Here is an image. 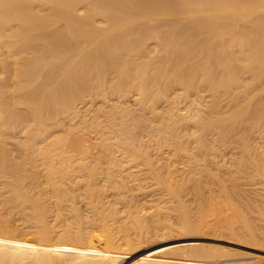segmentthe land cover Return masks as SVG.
<instances>
[{"label":"bare ground","instance_id":"1","mask_svg":"<svg viewBox=\"0 0 264 264\" xmlns=\"http://www.w3.org/2000/svg\"><path fill=\"white\" fill-rule=\"evenodd\" d=\"M21 132L29 134L18 144ZM0 138L15 139L25 156L32 155L28 163L48 169L43 183L50 178L53 187L73 184L76 193L64 194L70 212L82 209L89 220L119 212L109 198L128 208L140 196L180 203L182 195L168 193L172 185L184 175L199 178L207 166L223 171L239 164L252 175L257 157L264 158V0H0ZM232 142L239 146L233 143L231 150ZM14 151L0 153V192L10 193L0 199V264H44L45 258L51 264H92L94 251L85 254L69 243L67 236L77 230L70 215L61 219L49 209L48 197L39 203L31 192L18 194L13 168L23 164ZM208 172L206 182L219 174ZM122 184L131 185V194L118 191ZM184 184L183 192L191 187ZM260 184L264 179L253 185ZM137 186L141 194L133 193ZM157 190H165L166 201ZM39 205L53 223H62L57 234L52 226L53 237ZM187 213L183 206L181 216ZM96 225L88 227L103 228L104 246L119 248L113 224ZM48 244L54 245L49 256Z\"/></svg>","mask_w":264,"mask_h":264},{"label":"rangeland","instance_id":"2","mask_svg":"<svg viewBox=\"0 0 264 264\" xmlns=\"http://www.w3.org/2000/svg\"><path fill=\"white\" fill-rule=\"evenodd\" d=\"M27 129H25L24 131H27ZM56 130H58V129H53L52 131H50V133H52V134L54 132L56 133ZM23 132L20 133L22 135L19 134V136H21V137L17 136L19 139L18 138H17L18 140L16 139V143L20 139L21 140H20V142H18V144L21 143V142L24 143L25 141H27L26 140L27 139V136L26 135H28L29 133L28 132L27 133H23ZM24 139H25V141H24ZM3 142H5L6 144L3 143ZM9 142H10V144H9ZM11 142L14 143V144H12ZM0 143L2 144V145L0 144V149H1L0 150V153L1 154H3V153L6 154L7 151H9V152L11 151V153H12L14 150H16L18 152L14 151L13 154H16V156L18 155L17 157H20L18 159L21 162V163L18 162L17 164L18 165H19V163L21 165L23 164L22 165L23 167L22 166L20 167V168H22L21 170H20V168H18L17 170L13 168V170H14V173H13L14 175L13 176H15V175L16 176L12 180H13V183H15L14 185H16V187H18V189H20L18 191L19 192L18 194H22V195L25 194V195H27L29 193L28 195H31V193H32V196H34V197L36 196L38 199L36 197L35 198L38 201H39V198L41 196H42V198H44V197L47 198L48 197L47 199H48L49 209H53L54 212L55 211L58 212L59 215L62 216V217H60L61 219L64 218V217H66V216H68V215H70L72 218H71V220H68V222L69 223H73L72 225L77 230L74 233L75 235L74 234L73 235H70V237L67 236V238L69 239V243H71L72 245L79 246V247L81 246L79 249H80V251L82 249V251H81L82 253L87 254L88 252L94 251V255H91V257H90L91 260H89V263L92 262V264H110V263L111 264H120L121 260H123L122 262H124V263H121V264H170V263L171 264H176V263L177 264H264V221H263L264 220V185H261V184L260 185H253L260 178L264 179V174L262 173L263 172V169H264L263 168L264 167V163H262V162H264V160H263L264 158L262 156H260V157L258 156L259 159L261 157L262 158L260 160H258V157H257V160H255V161L258 163V164L256 163L258 165V167L261 166L263 169L261 167L260 168L256 167L255 166V163H254V166L257 168V170L254 172V170L256 168L255 169H252L251 172L252 171L253 172L252 173L250 172L252 175H250V174L246 175L247 173H249V171L246 170L242 165H240V167L238 168V165L239 164L231 166L230 169L228 168L227 170H229V171L225 170V168H224L223 171L222 170L219 171V170H217V166H214L213 167V166L210 165L211 166V169L213 168L212 170H215V169L217 170V171H213V173H212V170L211 169L208 170V171H211L212 176H213L214 172L217 173L218 171H219L218 172L219 174L218 173L217 174L219 176L218 175H215L214 178L213 177H212V179L209 178L210 181L208 180V182H206L205 180H206V178L208 179L209 176L207 177V176H204V175H207V172H208L207 171V168H210L209 166H207V168H204V169H206V172H205L206 174L202 175L204 177L200 176L202 178L196 177V178H191L192 179L191 180L190 177H189V175L188 176L184 175V177L179 178L178 181H180V182H177L178 185H175V184L172 185L171 184L173 188L171 187V190H169V192H168L172 196L182 195L181 196V198H182L181 200L182 201L180 199H178V200L181 201L180 203L177 202L178 204L175 201L176 199L174 201L172 200V202L174 204L173 203H169L171 200H169L168 202L166 201V199L164 198V196H165L164 195L165 194L164 193L165 190H163V193H160V191L162 192V190H160V191L157 190V191L159 192L158 195H160V194L163 195L162 198H164V201H166V202H160V201H156V200L152 201L151 199H153V197H151V199H144V200L142 199V200H140L141 199V196H140L139 198H137L138 200L137 199H134V205L135 206L133 205V202H131L132 204L130 206L128 205L130 209L133 208L131 210L128 207H126L124 204L122 205L120 202H118L119 201L118 199L112 200V198L111 199L109 198L110 201L107 200V202H109V203H107L106 201H105V203H107L108 205L110 203L112 205H113V203H115L114 205H115V207H118V210L117 211H119V212H116L115 213L116 216L114 214V215L108 217L107 220H106V218L103 220V219L96 218V217H95L96 219L93 217L94 219L92 220L91 217H90V220H89V217L88 218L86 217L87 214L82 209L79 210V213L80 214L77 213V212H74V213H72V211L70 212V208H71L70 205H71V203H68L67 200H66L68 197L67 198H65V197L76 193V192L74 193V190H73L74 185L73 184L72 185L70 184V185H66L65 186V185L60 184L59 180H57V179H56V181L55 180L53 181V182H59V183H55L54 184L56 186V187L54 186L55 188H57L59 186H62V187H59L60 190L63 191L62 192L63 197L60 198L61 191H58L59 192V193L57 192L58 194L56 193V191H54L55 188L52 185H50V178H47L45 180V183L42 182L43 179H45L46 177H49L48 176L49 175V172L47 173V171H46L48 169L44 170V168L42 166L35 165V164H38L37 162H34L35 164L33 162H32V164H31V162L28 163V161H26V160L29 157H31L32 155L30 154L31 156H29V154H26V156H27L26 157L24 155L23 151L20 150L21 149L20 146L15 143V139L8 141V139L6 140V138H3L2 139V142L0 141ZM23 143H21V144H23ZM233 143L234 142H232V144L231 143H228L229 145L227 144V146H229V148H231V150H232V148H234V147H232V145H234L235 143H236L235 146H237V145L239 146V144H237V142H235L234 144ZM13 145L16 146V147H14ZM27 145H29V144L27 143ZM13 147L16 148V149H13ZM5 149H6V151H5ZM22 149H24V148H22ZM22 155H23V157H22ZM21 159L24 160V162L21 161ZM179 160L175 163L176 166L177 165H180V164H178ZM18 165H16V166H18ZM30 165H32V166H30ZM34 165L37 166V167H34ZM180 167H182V165L177 166V168H180ZM233 167H236V168L233 169ZM231 169H233V170H231ZM238 169H240V172H239ZM244 169L246 170V172H242V171H245ZM259 169H262V172L261 173L263 175L259 172V171H261ZM28 170H30L31 172L28 171ZM18 171H19V173H17ZM23 171H24V173L26 175L24 173H22ZM43 171H45V172H43ZM224 171H226L227 173L225 174ZM231 171H233L234 173H232ZM235 171H236V173H235ZM237 171H238V173H237ZM35 172H36V175L34 176ZM230 172H231V175H230ZM28 173L29 174L31 173V174L28 175ZM256 173H257V175H256ZM21 174L22 175L24 174L23 177H21L22 176ZM41 174H43V175H41ZM44 174H46L45 177H44ZM238 174H240V175H238ZM19 175H20V177H19ZM31 175H33V176H31ZM24 176L26 178H24ZM41 176H42V179H41ZM210 177H211V175H210ZM1 178L2 177H0V179ZM21 178H23V179H21ZM187 179L189 180V182H188ZM190 180L192 182L194 180V182L192 183ZM195 180H197V181H195ZM14 181H17V182H14ZM30 181H31V183H30ZM186 181L188 182V184H187ZM221 182H222V184H221ZM233 182H234V184H233ZM24 183H26V184H24ZM181 183L182 184L185 183L183 185L185 187H186V185H187V187L191 185V187H188V189L186 188L187 190H185V192H183V191H181V189H182V186H181L182 184ZM195 183L196 184H200V186L199 185L197 186ZM18 184H20V185H18ZM31 184L32 185L36 184V185H34L33 187H31L32 186ZM47 184H49V185H47ZM153 184H155L154 181H153ZM193 184L196 187L193 186ZM129 185L128 184H122V185H120L119 187L122 188V189H119L118 188L119 189L118 191L121 190L120 192L123 193L124 190H125V191H128L131 194L132 188L129 189ZM50 186H51V188L53 187V189H51ZM144 186H145V184H144ZM154 186L155 185H153L151 187L149 186L147 190H152V188ZM174 186H175L176 189L174 188ZM140 187L138 188V186H137L136 188H134L135 190L133 189V193H136L137 194V192H138L139 194H141L144 191V189H143L144 187L142 185V188L141 189H143V191L140 189ZM26 188H27V190H26ZM31 188H34L33 191L31 190ZM61 188H63V190ZM35 189H37V190H35ZM64 189H65V191H64ZM51 190L53 192V194H52L53 197L51 195V193H52ZM3 191H4V189H1L0 194H2V195H0V199L2 198L1 196L5 195V194L6 195L3 196V197H9L10 196V193L5 192V191H4L5 192L4 193ZM37 191H39V192H37ZM33 192H35V193H33ZM66 192L68 193V195H66L64 197V194H67ZM166 193H167V191H166ZM204 194H205V196H204ZM54 195H58L60 201L54 203L55 200L56 201L58 200V196H54ZM158 195L156 194L155 197L158 198L159 197ZM166 198L168 200V198H169L168 197V194H167ZM61 200H63L64 202H62ZM135 200H136V202H135ZM146 200H149V201H146ZM205 200H207V201H205ZM39 203H40V201H39ZM162 203H164V204H162ZM165 203H167V204H165ZM54 204H55V207H56V205L59 204L58 205V208L59 207L61 209L64 208L66 211L63 209V210H60V212H59V210H56L58 208L57 207L56 208L54 207ZM61 204L64 205V206L66 204V206L63 207V206H61ZM68 204H70V205H68ZM116 204H117V206H116ZM158 205H160V206H158ZM167 205H169V206H167ZM189 205L190 206L192 205L191 206L192 208H190ZM245 205H247V206H245ZM68 206H69V208H68ZM122 206H123V211H121L122 210ZM183 206H185L186 208L188 207V213L182 215L185 218H183L181 216L182 213L180 214V212L182 211V207ZM40 207L44 211V214L48 213L47 212L48 211L47 207H43L42 205ZM145 207H147V208H145ZM155 207L158 208L159 210L156 209ZM150 208H152V209H150ZM125 209L128 210V211L126 212ZM134 209H135V211H133ZM153 209H155V210L153 211ZM167 209H169V210H167ZM189 209H191V211ZM80 211L83 212V216H82V213ZM65 212H68V213H65ZM123 212L124 213L126 212L125 213L126 215ZM155 212H156V214H154V216H153L152 214L155 213ZM75 213H76V216L74 215ZM84 213H85V215H84ZM127 213L130 216L129 215L127 216ZM65 214H67V215H65ZM117 214L122 219L120 217H117ZM136 214L139 215V216H137ZM80 215L82 217H81V219L79 218L80 220H78V217ZM142 215L145 216V217H142ZM155 215L156 216L157 215L158 216L160 215V216L159 217L158 216L156 217ZM261 216H263V218H261ZM178 217H180V218L178 219ZM46 218L47 219L50 218V219H48L50 223L48 222L49 225H47L48 235L52 233L51 236L53 237L54 234H57L55 231H59V229H61L62 223H60L61 221L60 222L58 221L57 224L56 223H53L51 221V220H53V218L51 219V217H48V214L45 215V219ZM116 218H118V219H116ZM139 218H142V219H139ZM156 218H157V220H156ZM74 219H76V220H74ZM112 219H113V222H112ZM82 220H83V222H82ZM94 220H96L97 222L94 221ZM109 220H110L111 223L109 222ZM121 220L122 221L124 220L123 221V224L121 223L122 222ZM71 221H73V222H71ZM104 221H105L106 224L107 223L109 225L110 224H113V232H112L113 234L112 235L116 237V241H117V244L116 245H119L120 250H119L118 246L115 247V250L117 249L116 251L114 250V247L110 249V247L104 246L105 244H107L106 243L107 242L106 239H108V236L103 231V228H101V229L100 228H95L97 230H90V229H92V228H89L90 226H95L97 224L96 226L98 227L99 224H104ZM244 221H245V223H244ZM94 222H96V223H94ZM16 223L17 222L12 223V224H15L16 225ZM76 223H78L79 226ZM114 223H115V225H114ZM124 223L125 224L127 223V224L124 225ZM170 223H172V224H170ZM51 224H53V225H51ZM118 224H119V226H118ZM15 225H12V226L15 227ZM54 225H56V227ZM52 226L55 227L54 229H56V228H58V229L57 230H54ZM169 226H170V229H169ZM114 227H115V229H114ZM124 227L126 228V230H125ZM119 228H120V230H119ZM174 228H175V230H174ZM52 230H54V232H55L54 234H53V232H51ZM49 231L51 233H49ZM83 231H84V235L85 236H83V234H82ZM96 231L101 232V233H97ZM119 231L122 232V233L125 232V235H123ZM136 231H137V233H136ZM102 232H104V233H102ZM169 232H170V235H169ZM117 233H120V235L119 236H116ZM92 234H94L96 237H94V235H92ZM100 234L102 236L104 234V238ZM257 234H258V236H257ZM120 236H122L121 237V240L119 239ZM97 237H98V239H97ZM167 237H169V238H167ZM126 238H128V239H126ZM90 239H92V240H90ZM99 239H101V240H99ZM82 240H84L85 242L82 241ZM102 240H104V242L105 241L106 242L103 243ZM119 240H120V242H118ZM51 241L53 243V240H51ZM51 241L49 243H51ZM56 242H58V240L55 239L54 240V244ZM82 242H84V244ZM143 242H144V244H143ZM48 245L46 247V250L47 251L45 250L46 251L45 254L47 253L46 255H48L51 252V249H52L51 247L54 246L52 244H51V246H50V244H48ZM90 246H94V248H92V247L90 248ZM48 247H49V249L50 248L51 249L48 250ZM82 253H79V254H82ZM95 253H96V255H95ZM98 253H100V254H98ZM45 254H43V255H45ZM155 254H159L161 256V259L158 256H156V258H155ZM146 255L147 256L150 255L149 256L150 258H148L150 261L148 259H146L147 261H145V260L142 259ZM151 255H154V256H151ZM201 255H203V258H202ZM117 256H120V257H117ZM195 256H197L199 258V260ZM67 257H72V256L71 255H69V256L67 255ZM136 257H137V259H136ZM166 257H169V258H166ZM193 257H195V258H193ZM200 257H201V259H200ZM224 257H225V259H224ZM117 258H120V260L119 259L117 260ZM171 258H173V259H171ZM232 258H234V259H232ZM235 258H237V259H235ZM138 259L140 260V262H139ZM153 259H154V261H153ZM81 260L82 259L79 258V261L80 262H81ZM99 260L101 261L100 263H99ZM103 260H104V262H103ZM97 261H98V263H97ZM49 262L50 261H47V259L45 258L44 264L45 263L46 264H51L52 263V262L51 263H49Z\"/></svg>","mask_w":264,"mask_h":264}]
</instances>
